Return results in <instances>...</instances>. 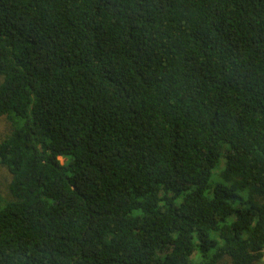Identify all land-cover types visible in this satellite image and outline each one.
I'll return each instance as SVG.
<instances>
[{
    "label": "trees",
    "instance_id": "obj_1",
    "mask_svg": "<svg viewBox=\"0 0 264 264\" xmlns=\"http://www.w3.org/2000/svg\"><path fill=\"white\" fill-rule=\"evenodd\" d=\"M0 264H264V0H0Z\"/></svg>",
    "mask_w": 264,
    "mask_h": 264
},
{
    "label": "rangeland",
    "instance_id": "obj_2",
    "mask_svg": "<svg viewBox=\"0 0 264 264\" xmlns=\"http://www.w3.org/2000/svg\"><path fill=\"white\" fill-rule=\"evenodd\" d=\"M4 77L0 75V85L3 83ZM16 125L14 121H8L7 118L0 119V142L3 141L8 135H10L15 129ZM11 182V176L8 169L0 165V206H4L6 203L14 200L10 190L9 184Z\"/></svg>",
    "mask_w": 264,
    "mask_h": 264
}]
</instances>
